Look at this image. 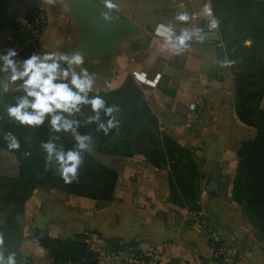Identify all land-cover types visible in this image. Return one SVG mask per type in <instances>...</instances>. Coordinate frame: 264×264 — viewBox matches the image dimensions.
I'll use <instances>...</instances> for the list:
<instances>
[{"label":"crops","instance_id":"0c3cea01","mask_svg":"<svg viewBox=\"0 0 264 264\" xmlns=\"http://www.w3.org/2000/svg\"><path fill=\"white\" fill-rule=\"evenodd\" d=\"M95 1L142 34L103 59L86 60L85 67L96 76L94 92L144 100L161 129L192 152L203 177L185 187L186 183L177 182L170 164L157 168L141 154H103L89 145V154L117 173L111 200L37 187L20 206H5L2 183L18 177L19 165L12 153L0 148V237L17 239L13 248L30 258V264H52L47 249L38 242L41 236L66 239L87 231L98 233L104 241L134 244L151 264L173 260L217 264L211 247L214 238L235 249V264H264V242L232 197L238 149L254 138L256 130L236 113V81L223 40L226 10L219 7L221 1L110 0L111 7L109 0ZM228 2L239 4V0ZM260 2L264 0L249 4L257 9ZM63 4L64 0H6L2 15L28 28L27 12L39 10L45 23L35 53L70 52L74 28ZM209 8L218 21L214 29L208 26ZM181 12L189 16L188 21L176 19ZM159 23H170L177 35L183 30L193 33L188 47L177 54L169 51L155 35ZM263 42L264 32L245 38L243 45ZM7 77L4 73L1 81ZM18 83L9 84L10 90L22 92ZM258 108L264 111V93ZM5 208L15 209L14 214H5ZM127 255L121 248L113 257L100 256L97 264H126Z\"/></svg>","mask_w":264,"mask_h":264},{"label":"trees","instance_id":"16d2710c","mask_svg":"<svg viewBox=\"0 0 264 264\" xmlns=\"http://www.w3.org/2000/svg\"><path fill=\"white\" fill-rule=\"evenodd\" d=\"M220 1L219 7L226 10L222 14L223 23L231 21V25L224 24L222 33L236 81V113L244 124L256 130L254 138L242 142L238 149L232 197L241 207L256 237L264 242V111L258 108V102L264 93V42L258 46L243 45L245 38L264 32V25L259 23L264 17V3L260 2V5H256L257 9L246 13L236 10L234 14H229L233 5L228 0ZM5 3L6 0H0V55L14 48L19 55L13 59L19 63L36 52L39 34L33 35L29 27H22L3 16ZM238 54L240 56L237 57ZM0 74L2 78L4 73ZM97 93L104 97L108 105L118 106V111L113 113L119 121L116 128L105 135L97 130L99 122L87 123L88 117L94 115L88 106L82 107L80 113L70 117L80 122L77 132L92 137L89 145L97 152L125 157L141 154L157 168L170 164L175 178L195 182L203 177L197 170L192 152L179 146L161 129L157 117L144 100H121L107 93ZM21 94L22 92L11 90L3 92L6 100L0 102V148L12 153L19 165L18 177L9 178L2 183L5 188L2 195L3 205L14 203L20 206L37 187L57 188L95 200H111L117 173L95 160L87 150L81 152L83 163L71 183H66L61 178L54 158L48 162L41 143L58 136L59 139H55L58 147L74 148L76 142L72 132L54 133L47 123L38 128L22 127L9 117L7 108ZM107 119L101 113L100 120L106 122ZM6 133L16 137L19 141L18 149L8 148ZM189 183L191 182H186L185 187ZM181 185H185V182ZM15 209L5 208V214H14ZM3 241L5 258L14 252L17 264H30V258L20 255L13 248L17 239L9 237ZM38 242L47 249L52 264H97L100 258L99 252L86 243L83 234L66 239L43 235ZM170 264L189 263L173 260Z\"/></svg>","mask_w":264,"mask_h":264},{"label":"clouds","instance_id":"9594fccd","mask_svg":"<svg viewBox=\"0 0 264 264\" xmlns=\"http://www.w3.org/2000/svg\"><path fill=\"white\" fill-rule=\"evenodd\" d=\"M108 6H112L110 0ZM207 12L212 16L209 28L218 27V21L211 9H207ZM104 18L111 19L107 13ZM176 19L188 21L189 16L181 12L177 14ZM154 32L163 45L174 54L188 47L186 42L193 36V33L187 30L177 35L170 23L157 24ZM197 38L203 39L199 35ZM18 55L14 48L0 55V73L8 74L7 80L0 81V91H10L9 84L16 82H19L17 89L22 90L16 102L7 108L8 115L22 127L38 128L47 123L54 133L74 134V148L58 147L55 142V139H59L58 136L41 143L48 162L54 158L59 166L61 178L66 183H71L83 163L81 152L88 149L92 137L77 132L80 122L70 117L76 116L82 111V107L88 106L94 115L88 117L87 123L99 122L97 130L107 135L119 124L113 116V113L118 111V106L108 105L101 94L94 92L96 76L85 67L86 57L75 49L70 52L33 53L19 64L13 59ZM101 113L108 117L106 122L100 120ZM5 138L8 140L9 149L19 148V141L15 136L6 133ZM3 242L0 237V247ZM0 264H17L16 254L13 252L5 258L0 253Z\"/></svg>","mask_w":264,"mask_h":264},{"label":"water","instance_id":"95a60500","mask_svg":"<svg viewBox=\"0 0 264 264\" xmlns=\"http://www.w3.org/2000/svg\"><path fill=\"white\" fill-rule=\"evenodd\" d=\"M62 6L74 28L72 50L88 61L103 59L142 34L138 27L95 0H64ZM106 13L110 20L104 18Z\"/></svg>","mask_w":264,"mask_h":264},{"label":"built area","instance_id":"2783aa9c","mask_svg":"<svg viewBox=\"0 0 264 264\" xmlns=\"http://www.w3.org/2000/svg\"><path fill=\"white\" fill-rule=\"evenodd\" d=\"M27 20L30 32L33 35H38L45 23L42 13L37 9H30L27 12ZM83 235L86 243L89 244L93 250L98 251L99 255L102 257H113L117 251L123 248L128 252L125 260L126 264H151V262L147 259V255L141 253L134 244L123 245L115 239L104 241L98 233L93 231L84 232ZM99 242L103 245L101 249L96 246ZM211 247L213 250L214 260L217 264H235L236 251L233 247L224 244L219 238H214L211 241Z\"/></svg>","mask_w":264,"mask_h":264},{"label":"rangeland","instance_id":"374dc122","mask_svg":"<svg viewBox=\"0 0 264 264\" xmlns=\"http://www.w3.org/2000/svg\"><path fill=\"white\" fill-rule=\"evenodd\" d=\"M251 3V0H239V4H236V5H233V8L231 9V11L229 12V14H234L235 13V11L236 10H241V13H245V12H247V11H251V10H253L254 8H252V5L251 4H247V3ZM4 8H5V6H4ZM4 10V9H3ZM2 13H3V11H2ZM230 20H228V21H225V23L224 24H226V25H229L230 24ZM259 23L261 24V25H264V17H262V19L261 20H259ZM231 25V24H230ZM230 28V27H229ZM236 35H237V33H235ZM243 35V34H242ZM242 35H239V37H241ZM238 56H240V54H238L237 55V57ZM234 68H235V64H234ZM2 77H3V75H2ZM2 80V78H1V74H0V81ZM3 100H6L5 98H3V92L2 91H0V102L2 101L3 102ZM176 180H177V182L178 183H182V182H191V183H197L198 181H199V178L197 179V181H195V182H193V181H188V180H185V179H183V178H176Z\"/></svg>","mask_w":264,"mask_h":264}]
</instances>
